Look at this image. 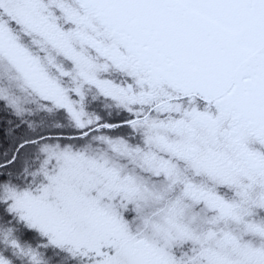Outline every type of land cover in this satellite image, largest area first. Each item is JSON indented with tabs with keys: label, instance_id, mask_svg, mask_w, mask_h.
I'll use <instances>...</instances> for the list:
<instances>
[{
	"label": "snow or ice",
	"instance_id": "6c2138e0",
	"mask_svg": "<svg viewBox=\"0 0 264 264\" xmlns=\"http://www.w3.org/2000/svg\"><path fill=\"white\" fill-rule=\"evenodd\" d=\"M0 264H264V0H0Z\"/></svg>",
	"mask_w": 264,
	"mask_h": 264
}]
</instances>
